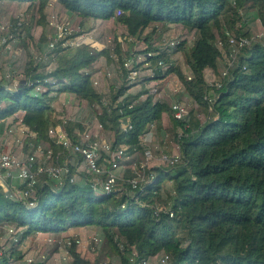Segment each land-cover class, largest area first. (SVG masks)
<instances>
[{"label": "trees", "instance_id": "trees-1", "mask_svg": "<svg viewBox=\"0 0 264 264\" xmlns=\"http://www.w3.org/2000/svg\"><path fill=\"white\" fill-rule=\"evenodd\" d=\"M0 1L29 3L27 14L37 6L42 23L48 6L56 1L83 20L123 25L130 38L146 41L143 65L149 64L154 71L137 84L177 75L206 117L201 121L188 112L187 119L179 121L172 105L155 101V94L146 87L136 94L129 93L136 82H130L129 70L124 67L130 50L125 51L120 43L112 51L97 48L93 41L78 47L59 45L50 51V62L54 63L51 70L29 55L24 82L12 89L5 78L0 80V137L14 117L23 113L24 124L37 134L35 143L59 150L48 133L63 124L55 104L59 95L65 94L93 106L102 130L110 133L113 148L128 147L131 154L143 150L144 155L145 138L156 128L160 130L168 115L182 160L176 166L163 163L152 168L155 180L133 189L126 181L135 177L130 169L138 161L135 156L125 164L129 168L123 184L118 182L121 190L111 194L93 189L87 181L92 176L86 172L81 174L83 181L68 180L60 188L42 176L37 184L39 204L32 208L6 198L2 187L0 224L25 229L24 238L97 227L121 264H143L164 256L169 257L167 264H264V38L240 50L227 77L220 73L223 51L219 47L221 43L225 49H232L227 32L240 39L242 30L236 28V18L241 10L254 11L264 28V0ZM171 25L195 32L194 43L189 46L182 41L173 49L169 45L165 50L156 48L153 35L158 27ZM31 27L32 21L28 23L23 17L12 19L10 29L0 38L14 35L12 40L17 38L27 47ZM41 40L46 42L47 37L43 34ZM172 50L184 56L191 80L173 61ZM103 57L110 65H120L122 82L110 85L109 100L95 87L92 73ZM139 66L136 64L134 69L139 70ZM208 69L220 79L221 87H214V95L207 87ZM40 86L45 91L34 94ZM208 94L212 103L205 100ZM124 124L132 128L124 131ZM65 127L70 134L85 130L82 123L67 122ZM25 150L29 151V146ZM101 164L109 167L106 162ZM167 182L173 184L172 195L165 188ZM165 195L169 205L165 204ZM70 253L71 264H94L84 259L76 246ZM13 258L22 256L16 251L9 256L2 254L0 264H11Z\"/></svg>", "mask_w": 264, "mask_h": 264}, {"label": "rangeland", "instance_id": "rangeland-1", "mask_svg": "<svg viewBox=\"0 0 264 264\" xmlns=\"http://www.w3.org/2000/svg\"><path fill=\"white\" fill-rule=\"evenodd\" d=\"M30 7L29 3H19L16 1H0V34L4 32L2 27H6V30L10 29L11 20L19 17L26 19L28 23L32 21L31 27V39H27V47L19 41V39H11L9 43L0 48V75L6 81L10 88L14 89L24 82V69L26 63L29 60V55H32L38 62H43L48 65V70L54 68V63L51 61V52L48 49V41L54 33L55 26L61 25L68 27L69 37H75L79 35H87L90 40L95 43L97 48H109L111 51L115 48L116 43L123 45L125 51L130 50V53H126L125 59L128 57L141 56L142 62H140L139 78L136 79L135 86L130 89L129 93L136 94L142 90V87L152 91L155 94V101H160L171 106L174 102L182 103L186 106L189 116H197L201 121H205V111L200 107L186 92L185 87L179 80L177 75H171L166 80H151L149 83L137 84L138 81L144 77H149L151 70L143 65L144 52L147 49V43L144 40H137L130 38L127 35L126 28L114 21H102V20H83L80 17L70 14L59 2H52L46 12L45 19L42 23V16L39 13L38 7L35 6L31 9L30 14L27 11ZM236 28L242 30V33L238 38L250 39L254 42H259V36L264 33V28L261 22L257 19L254 11L241 10L239 18H236ZM5 30V31H6ZM151 31V30H150ZM149 31V32H150ZM43 34L47 37V41L41 40ZM14 37V35H12ZM155 41V47L160 50H165L171 42L176 43L186 41L191 46L197 35L195 32H190L184 27L179 25H171L168 27H158L157 33L153 35ZM219 47L223 51L222 66L220 69L221 75L229 67V63L232 61V50L225 49L219 43ZM171 56L175 64L184 72L185 75H190L185 58L181 53H177L176 50L171 51ZM237 57L234 64L237 62ZM119 67L117 62L108 64L105 57L101 58L94 66L93 80L98 81L99 85L96 86L106 100L111 97L112 83H121L119 79ZM110 73L111 76L107 74ZM207 87L212 95L215 94L214 85L220 83V79L217 73L208 69L206 71ZM45 91V88L40 86L33 93L39 94ZM56 93H52L55 96ZM59 118L66 122L82 123L86 130L91 132H98L99 135L109 140L110 133L99 129V122L94 111V107L86 102H80L71 96L60 94L58 102L55 104ZM22 117L23 113L17 114ZM189 119V117H188ZM9 121V120H8ZM151 149L154 158L148 162V170L152 168L163 166L160 161L162 153L168 155H176L178 153V143L175 140V131L172 129L171 119L168 115H165L163 119V126L159 130L156 128L149 134L143 143V149ZM142 152L133 153L134 159L137 157V163L133 164L130 169L139 171L138 162L140 164L146 163L145 155ZM129 167L126 165L119 171V175L124 178ZM133 175L134 172H133ZM147 176L149 174L147 173ZM83 175H77L78 181L84 180ZM148 178H146L147 180ZM121 182V181H120ZM122 183V182H121ZM123 184V183H122ZM12 185V184H11ZM13 186V185H12ZM2 187V186H1ZM120 188V187H119ZM166 190L170 195L174 192L172 182H167ZM166 205H169L167 200L168 196L165 195ZM168 207V206H167ZM6 224H0V255L6 254L9 256L16 251L22 256V259L13 258L10 260L11 264H30L29 260H32V264H71L73 257L71 253L62 247L57 242L49 243L48 236L44 234H33L28 237H23L25 229L17 228L19 232V242L15 243L11 238L7 236L4 228ZM12 226V225H10ZM78 231V238L83 241V248H81V255L84 259H88L94 264H121L119 255L112 249L111 244L104 237V233L97 227H87ZM23 232V233H22ZM92 237H98L103 240L101 244H91ZM67 237H56L57 241L65 239ZM72 238V237H71ZM161 257L152 259L149 264H160Z\"/></svg>", "mask_w": 264, "mask_h": 264}, {"label": "built area", "instance_id": "built-area-1", "mask_svg": "<svg viewBox=\"0 0 264 264\" xmlns=\"http://www.w3.org/2000/svg\"><path fill=\"white\" fill-rule=\"evenodd\" d=\"M54 26V33L48 43L50 51L56 49L59 45L63 47H78L91 41L89 36L84 34L70 38L68 27L61 25ZM2 29L5 31L6 27L3 26ZM226 35L233 50L231 54L232 61L229 63L228 69L224 71L223 77L229 75V69L233 66L240 50L253 42L244 37L236 39L229 32ZM12 37V35L10 37L2 36L0 38V48L6 46ZM262 38H264V33L259 36V39ZM176 45L177 43L173 41L169 46L173 49ZM148 56H151V54H148ZM141 58L139 56L136 60L130 57L124 63L125 69L129 70V80L131 83L139 78V70L134 69V67L136 64L142 62ZM160 64L162 65V63ZM144 66L151 70L150 75H154L153 68H150L149 64H145ZM108 76H111V74L108 73ZM1 79L2 75H0ZM188 79L191 80L192 76L189 75ZM94 85L98 87L99 82L94 81ZM214 87L220 88L221 84L216 83ZM205 100L212 103L210 94L205 96ZM172 110L177 120L184 121L187 119L188 110L184 104L174 102ZM66 124L67 122L63 120V124H59L49 130L48 138L55 147L59 148L57 151L46 143L36 144L37 134L24 124L22 117L16 115L14 121L6 126L0 137V183L3 185L6 198L22 202L30 208L37 207L39 204L37 189L39 177L47 176L49 179L55 181L58 188H60L68 180L70 183H76L77 175L85 172L92 176L91 180L87 181L93 189L100 188L105 194L121 190L118 188V182H124V179L119 175V171L125 166L127 161H131L134 158V154L128 153L129 148L124 146L115 150L112 143L102 138L98 132H91L85 129L84 131L75 130L73 134H70L65 127ZM122 127L124 131L132 128L125 124ZM99 129L102 130L100 124ZM149 134H152V131ZM26 146H29V151L27 152L25 150ZM144 155L146 163L141 164L138 172L133 167L135 177L126 181L133 189H137L142 184L152 183L155 180V174L152 171L148 173V162L154 158L151 149L146 148ZM159 159L162 163L170 166L178 165L182 160L180 146H178V153L176 155L172 156L162 153ZM101 161L108 163L109 167L103 168ZM72 168L75 174H72ZM147 173L149 176H147ZM14 177L20 180L21 186H24V188L9 184V180ZM146 178L148 179L146 180ZM162 209L164 208L159 209L158 212ZM158 212H156V215H159ZM166 212L169 213V209ZM170 216L173 217V213H170ZM4 228L7 236L13 242H19L18 235L20 231L18 229L10 225H6ZM48 242H57L60 247L68 251V254L74 246L77 247V250H81L84 247L83 241L77 236L61 239L60 241H57L54 236H48ZM90 243L101 244L102 239L92 237ZM120 247L122 250L124 249L121 244ZM168 260L169 257L164 256L160 259V264H167ZM29 262L30 264L33 263L32 260H29ZM143 264H149V261H144Z\"/></svg>", "mask_w": 264, "mask_h": 264}, {"label": "crops", "instance_id": "crops-1", "mask_svg": "<svg viewBox=\"0 0 264 264\" xmlns=\"http://www.w3.org/2000/svg\"><path fill=\"white\" fill-rule=\"evenodd\" d=\"M9 184H12L13 186L19 187L21 186V182L17 177H14L13 179L9 180ZM3 185L0 183V190H2ZM77 230H83L82 229H70L67 233H50V234H44L47 236H54V237H66V236H78V231ZM43 234V233H39ZM79 253H81L80 250H78ZM83 256V255H82Z\"/></svg>", "mask_w": 264, "mask_h": 264}]
</instances>
